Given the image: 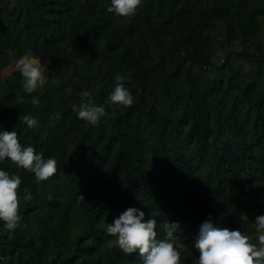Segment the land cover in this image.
Returning <instances> with one entry per match:
<instances>
[{
    "label": "trees",
    "instance_id": "obj_1",
    "mask_svg": "<svg viewBox=\"0 0 264 264\" xmlns=\"http://www.w3.org/2000/svg\"><path fill=\"white\" fill-rule=\"evenodd\" d=\"M110 0H0V127L54 157L57 172L21 176V226L0 221V264H142L106 233L113 216L139 207L179 221L180 264H193L199 225L211 214L255 242L264 213V0H142L136 13L106 11ZM31 51L47 82L23 91L7 69ZM134 103L113 104L115 75ZM89 90L106 115L78 119ZM23 99H18V97ZM31 96L40 103L31 104ZM26 114L38 125L22 123Z\"/></svg>",
    "mask_w": 264,
    "mask_h": 264
},
{
    "label": "clouds",
    "instance_id": "obj_2",
    "mask_svg": "<svg viewBox=\"0 0 264 264\" xmlns=\"http://www.w3.org/2000/svg\"><path fill=\"white\" fill-rule=\"evenodd\" d=\"M142 0H110L107 12L116 16L134 15ZM16 68L23 77V91L32 94L43 88L47 82V63L42 56L31 51L24 53L16 60ZM126 77L115 75L114 88L109 99L113 104L129 107L134 103L131 91L125 86ZM89 90L82 92L79 104H73L72 110L78 119L88 125H97L106 115L103 104H95ZM23 99V97H18ZM40 103L38 96H31V104ZM22 123L32 129L38 120L31 114L22 118ZM8 158L17 167L34 173L37 182L47 180L57 172V161L54 157H44L32 145H22L17 131L0 127V161ZM21 176L9 174L0 168V221L9 232L21 226L23 216L19 211L20 200H31L32 193L23 189L18 193ZM139 207H127L119 215L113 216L106 227V233L115 236L113 244L126 254L137 253L142 264H180L177 235L183 232L179 221L166 220L163 225L164 238H157L155 218L148 217ZM256 238H252L240 229H229L216 223L211 214L199 225L192 246L197 251L193 264H264V213L255 217Z\"/></svg>",
    "mask_w": 264,
    "mask_h": 264
},
{
    "label": "rangeland",
    "instance_id": "obj_3",
    "mask_svg": "<svg viewBox=\"0 0 264 264\" xmlns=\"http://www.w3.org/2000/svg\"><path fill=\"white\" fill-rule=\"evenodd\" d=\"M16 67V62H14L8 69H7V73H11Z\"/></svg>",
    "mask_w": 264,
    "mask_h": 264
}]
</instances>
